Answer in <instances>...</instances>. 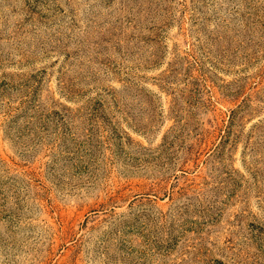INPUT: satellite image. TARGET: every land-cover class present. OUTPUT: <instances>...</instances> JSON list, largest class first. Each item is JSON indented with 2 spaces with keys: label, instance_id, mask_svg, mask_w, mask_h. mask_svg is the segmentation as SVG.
Listing matches in <instances>:
<instances>
[{
  "label": "rangeland",
  "instance_id": "rangeland-1",
  "mask_svg": "<svg viewBox=\"0 0 264 264\" xmlns=\"http://www.w3.org/2000/svg\"><path fill=\"white\" fill-rule=\"evenodd\" d=\"M0 264H264V0H0Z\"/></svg>",
  "mask_w": 264,
  "mask_h": 264
}]
</instances>
